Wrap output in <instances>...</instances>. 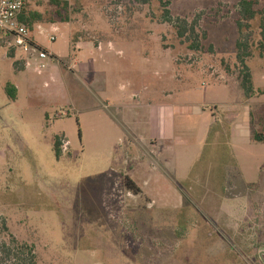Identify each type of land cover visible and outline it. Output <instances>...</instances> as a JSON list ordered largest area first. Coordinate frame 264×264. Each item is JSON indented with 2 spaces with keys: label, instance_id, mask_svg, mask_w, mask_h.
<instances>
[{
  "label": "rangeland",
  "instance_id": "rangeland-1",
  "mask_svg": "<svg viewBox=\"0 0 264 264\" xmlns=\"http://www.w3.org/2000/svg\"><path fill=\"white\" fill-rule=\"evenodd\" d=\"M239 1L170 0L172 18L200 14L207 40L191 51L162 20L160 0H27L36 24H68L71 46L62 31L35 27L58 57L36 76L14 67L20 50L0 45V235L5 224L38 264H264V58L256 18L243 32L256 92L247 99ZM7 84L18 87L15 101ZM156 114L162 140L151 131ZM246 120L262 142H247Z\"/></svg>",
  "mask_w": 264,
  "mask_h": 264
},
{
  "label": "trees",
  "instance_id": "trees-1",
  "mask_svg": "<svg viewBox=\"0 0 264 264\" xmlns=\"http://www.w3.org/2000/svg\"><path fill=\"white\" fill-rule=\"evenodd\" d=\"M59 4V1H55ZM162 6V20L170 23L176 33V37L180 42L188 44V49L191 51H199L203 46L201 41L207 40V33L202 31L199 25V15L194 19L188 21L183 18H172L167 6L170 0H160ZM63 7H67L64 2ZM257 3L254 0H240L238 3L237 29L239 39L236 42V59L238 61L240 71L239 80L240 87L247 99L255 96L253 79L249 67L246 64L247 59L251 57L250 45L248 44V37L244 35V31H249L251 28L250 22L256 18L259 20V42L257 51L259 55L264 58V9H257ZM25 10V9H24ZM22 11L19 20L23 23L30 32L33 26L41 20V15L37 12L26 14ZM210 50L212 48L210 47ZM16 68V63H14ZM6 95L11 101L16 100V89L11 84H7L4 88ZM254 142H262L263 139L259 135H254ZM60 138L56 137L53 142V151L57 160L61 157V143ZM0 264H38L35 249L33 245L19 243L13 236L8 233L5 224L2 225L0 235Z\"/></svg>",
  "mask_w": 264,
  "mask_h": 264
},
{
  "label": "built area",
  "instance_id": "built-area-1",
  "mask_svg": "<svg viewBox=\"0 0 264 264\" xmlns=\"http://www.w3.org/2000/svg\"><path fill=\"white\" fill-rule=\"evenodd\" d=\"M26 5L27 0H0V45L3 43L11 49L26 53L28 61L25 66L39 75L49 55L38 47L30 30L19 20ZM50 41H55V36H51Z\"/></svg>",
  "mask_w": 264,
  "mask_h": 264
},
{
  "label": "crops",
  "instance_id": "crops-1",
  "mask_svg": "<svg viewBox=\"0 0 264 264\" xmlns=\"http://www.w3.org/2000/svg\"><path fill=\"white\" fill-rule=\"evenodd\" d=\"M67 25H68V24H63V23H62V24H59V25H56V24H35V25L33 26L32 31H31L32 39H33V41L38 45V47H40V49L46 51V52L48 53V55H49L50 57H52L54 60H57L58 57L55 58V56H54L53 54H51L50 52H48L46 49H44V48L39 44V42L37 41V39H36V37H35V35H34V34H35V32H34V31H35L34 28L37 27V29H41V30L43 31V33H44V31H45V28H50V29H52V31L55 32V33H56V32H57V33L60 32V33H61V36H62L63 34H67V35L69 36V40H68L69 42H68V43H69V45H70V29L68 28ZM60 26H63V27H64V31L62 30V28H61ZM61 31L63 32V34H62ZM43 33H42V34H43ZM55 41H56V36H55ZM55 41H53V42H55ZM50 42H52V41H50ZM108 43L111 44V42H109V41H108ZM80 45H83V47L80 46ZM70 46H71V45H70ZM100 46H101V45H100ZM100 46H99L98 48H100ZM75 48H76V50H83V51H87V52H89V51L92 49V45H91L90 42H88V43H80V42H78V43L76 44ZM96 48H97V47H96ZM17 52H18V51H16V54H14V56H13V53L11 52V58L16 57ZM21 52H22V51H21ZM89 57H90V56H89ZM27 58H28V57H27V54L22 52V54L19 56V59L15 61V63H17V64H18V62H21V63H19V64H20V69H19L18 71L23 70V72H30V73H32V74H34V75H36V76H41V75L35 74L31 68H28V67L25 66V63L28 61ZM32 62L34 63L33 60H32ZM83 68H84L85 72L87 73L88 80L90 81V82H89V85H91V87L93 86V87L97 88V91H98L99 93H103V91H104V84H105V83L100 82V79H98L97 77H94V74L90 71V70L92 69L91 66L89 67V66L85 65V66H83ZM54 75H55V73H53V76H52V77L50 76V79H51L52 83H54V82L56 81V79H55L56 76H54ZM54 77H55V78H54ZM44 85H45V86L47 85L46 81L44 82ZM218 86H221V85H218ZM222 86H225V85H222ZM225 87H227V86H225ZM15 89H16V93H17V92H18V87L15 86ZM57 89H59V88L57 87ZM93 89H94V88H93ZM251 99H252V98H251ZM88 110H89V109H86V108H83V109H82L84 115H90V114H91V112H89ZM199 114H201V113L199 112ZM151 120H154V121H155V123H154V127H153V130H151V131H152V132H155L156 129H157V131H156L157 136H158L159 139L162 140V138H165V136H166V131L164 132V128H163L164 124H163L162 115H161V118H160V116H159L158 114L153 115V117H151ZM212 126H213V123H212V124H211V123H206L205 126H204V128H206V129L208 130V128L210 129V127H212ZM239 130H241V133L244 134V137H245V139L247 140V142H248L249 144H255V143H258V142H253V141H251V139H250L249 124H248V121H247V120H246V122H244V125H243L242 127L239 126ZM157 147H158V146H156V149H157ZM158 155H159V153H158ZM159 157H160V156H159ZM154 159H155V161H156V159H157V154H156V158L154 157ZM142 169H143V168H142ZM144 185H145V184H144ZM142 191L144 192V190H142ZM259 207H260V208H264V200L260 201V203H259ZM262 221H263V220H261V222H262ZM263 223H264V221H263Z\"/></svg>",
  "mask_w": 264,
  "mask_h": 264
}]
</instances>
